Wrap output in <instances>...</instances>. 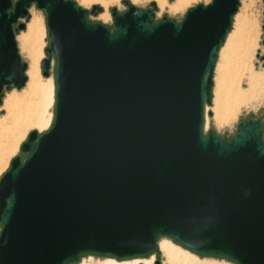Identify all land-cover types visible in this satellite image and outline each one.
<instances>
[{"label": "water", "instance_id": "1", "mask_svg": "<svg viewBox=\"0 0 264 264\" xmlns=\"http://www.w3.org/2000/svg\"><path fill=\"white\" fill-rule=\"evenodd\" d=\"M123 3L110 29L73 0H0V103L27 80L14 31L33 4L46 14L44 77L56 60L52 125L30 131L0 177V264L142 256L165 237L264 264L260 122L230 140L202 132L239 0L198 4L179 23Z\"/></svg>", "mask_w": 264, "mask_h": 264}, {"label": "rangeland", "instance_id": "2", "mask_svg": "<svg viewBox=\"0 0 264 264\" xmlns=\"http://www.w3.org/2000/svg\"><path fill=\"white\" fill-rule=\"evenodd\" d=\"M77 6L82 9L87 10L86 19L89 22H100L101 24L107 26L108 28L113 27V19L111 16V8H116L118 13L124 12L127 7L123 3V0H102V1H92L90 3H85L84 0H73ZM130 4L135 6L138 11H145L150 9L152 11V16H150L152 22H157L162 20L164 17L168 18L176 23L182 21L185 16L186 11L194 7L198 4L206 5L211 2V0H183L177 8H172L178 0H127ZM154 4V6H152ZM93 7L100 8V10H92ZM107 14V18L101 19L100 14ZM36 14L40 18L44 30L43 35V45H42V54L38 60V68L39 74L41 78H52L53 81V93H52V102L46 110V117H49V123L47 126H43L40 128L32 127L26 130H21L19 132H14L13 125L9 123L6 118V110L3 108V100L6 94L10 92H20L25 85L17 89L13 86L3 88V96L0 103V177L9 169L10 161L17 155H20L22 158L24 153L20 151V145L26 140L27 135L30 131L36 130L40 135L46 132L52 125L54 118V99H55V65L56 60L54 55L52 54L50 60L49 74L47 77H44L41 74L40 62L45 57L44 49L49 45V39L46 29V14L42 9L36 8L33 4L29 8V16L27 18L19 20V23H24L25 27L23 29H17L14 31L15 41L18 49V53L21 57V60L27 64L29 60L25 55L24 51L21 49L20 42L18 40V35L25 31L26 25L29 23L31 17ZM264 22V0H239V5L235 15L232 18L231 28L228 31L225 41L229 37V35L235 30L239 29V38L236 39V43L232 53L229 57L224 55V43L220 46L217 51V58L215 62V66L212 74V97L209 104L204 103V118H203V126L202 132L206 135L209 131H213V133L222 139L230 140L235 137L237 134V125L245 120H258L260 122V130L261 135L264 140V41H263V29L262 25ZM17 27V25H14ZM243 28V29H242ZM232 31V32H231ZM252 33V34H251ZM246 39V44H244L243 39ZM240 49V50H239ZM239 57H243L245 67L241 69V71L237 68V62ZM222 59V60H221ZM221 60V61H220ZM247 69V70H246ZM27 71V68H26ZM25 71V74L28 75ZM247 71L248 73L246 74ZM250 71L255 73L254 75L258 77V94L260 95L257 101H254L251 105H242L234 114V116L226 123L221 126L216 123L214 118L213 107V99L215 91L217 90V86L219 82L225 80L228 75H233L234 81H239V85L241 87V91L247 90L248 87V79ZM234 72V73H232ZM219 73V74H218ZM222 73V74H221ZM226 75V76H225ZM247 75V76H246ZM225 76V78H224ZM221 77V78H220ZM247 77V78H246ZM221 79V80H219ZM261 79V80H260ZM27 80L25 84L27 83ZM225 82V81H224ZM11 141V142H10ZM5 148V149H4ZM1 229V224H0ZM161 239H167L171 241L173 244L181 247L182 249L189 252V258L191 257L192 264H237L235 261L228 257H224L221 255H213V254H203L192 251L187 247L181 245L174 239L165 237ZM160 239V240H161ZM159 240V241H160ZM116 260L117 262H132L134 260L137 261V264H145L146 261L149 264H155L156 261H159V264H167L165 256L161 253L159 248L154 250L148 255L142 256H133L126 258H116L111 255H103L96 253H83L80 254L79 260L76 262H81L84 260L85 264H101L105 263L109 260ZM70 263V264H76Z\"/></svg>", "mask_w": 264, "mask_h": 264}, {"label": "bare ground", "instance_id": "3", "mask_svg": "<svg viewBox=\"0 0 264 264\" xmlns=\"http://www.w3.org/2000/svg\"><path fill=\"white\" fill-rule=\"evenodd\" d=\"M85 3L99 0H84ZM102 1V0H100ZM183 0H178L172 8H177ZM108 16L103 12L100 14L101 19ZM42 18L34 14L29 23L26 25L25 31L18 35L21 49L27 56L29 63L27 67L28 80L24 84L25 87L20 92H10L6 94L3 100V108L6 110V118L12 124L14 132L26 130L32 127H43L49 123V117H46V110L52 102L53 81L52 78H41L38 68V60L42 54L44 30L42 26ZM243 29V28H242ZM239 29L232 32L224 44V55L229 57L232 53L236 39L239 38ZM252 34V33H251ZM246 44V39H243ZM240 50V49H239ZM222 60V59H221ZM220 60V61H221ZM237 68L241 71L245 67L243 57H239ZM247 70V69H246ZM246 74L248 73L245 71ZM234 73V72H232ZM219 74V73H218ZM222 74V73H221ZM250 71L247 90L241 91L239 81H234L233 75L219 82L215 96L213 99V111L216 123L220 126L227 123L235 114V112L244 105H251L259 98L258 84L259 79ZM226 76V75H225ZM224 76V78H225ZM247 76V75H246ZM221 78V77H220ZM247 78V77H246ZM221 80V79H219ZM261 80V79H260ZM225 81V82H224ZM252 106V105H251ZM11 142V141H10ZM5 149V148H4ZM158 248L165 256L167 264H192L189 252L181 247L173 244L167 239H161L158 242ZM76 264H85L84 260ZM98 264V262H97ZM101 264H137L132 262H117L109 260ZM145 264H149L148 261ZM210 264V263H204Z\"/></svg>", "mask_w": 264, "mask_h": 264}, {"label": "snow or ice", "instance_id": "4", "mask_svg": "<svg viewBox=\"0 0 264 264\" xmlns=\"http://www.w3.org/2000/svg\"><path fill=\"white\" fill-rule=\"evenodd\" d=\"M213 2H214V0H213Z\"/></svg>", "mask_w": 264, "mask_h": 264}]
</instances>
